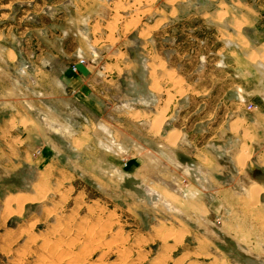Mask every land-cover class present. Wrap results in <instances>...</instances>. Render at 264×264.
I'll return each mask as SVG.
<instances>
[{
    "label": "rangeland",
    "instance_id": "rangeland-1",
    "mask_svg": "<svg viewBox=\"0 0 264 264\" xmlns=\"http://www.w3.org/2000/svg\"><path fill=\"white\" fill-rule=\"evenodd\" d=\"M176 1L0 0V50L10 48L6 56L0 52V118L10 119V160L18 159V148L26 150L19 167H0V264H245L247 259L264 264V185L246 168L252 163L264 170V154L251 153L254 143L263 148L264 133L260 141L246 130L240 147L234 145L226 156L216 153L211 167L205 161L211 180L204 175L185 181L182 165L165 168L164 150L145 142L143 129L132 125L139 115H121L136 108L158 113L164 97L175 102L186 93L180 75L189 82L208 83L210 77L216 81L213 91L230 100L233 84L242 79L230 74V65L213 62L235 66L237 47H248L247 36L262 41L264 29L255 34L239 24L228 45L229 24L209 21V8L225 15L231 7L224 3L231 0H217V6L192 0L190 7ZM242 1L260 5L264 17V0ZM80 59L87 68L77 74L71 66ZM247 63L252 65L246 71L247 97H254L264 81V58L253 54ZM78 76L93 84L88 94L68 86ZM145 87L148 99L134 100ZM251 102L241 100L240 114L248 119L255 111L245 108ZM180 104L182 115L193 101ZM225 104L215 112L227 119L238 115L234 105ZM152 121V130L164 136V120L160 128ZM71 141L78 148L86 141L105 144L98 151L106 162L102 188L83 174L72 178L59 171L64 157L72 155ZM138 144L148 149L137 165L144 181L134 174L112 179V164L128 173L131 147ZM241 148L249 158L241 167L237 157L236 170L231 154ZM51 157L59 161L50 163ZM253 184L261 185L262 193L250 202L245 195ZM115 247L120 254L113 253Z\"/></svg>",
    "mask_w": 264,
    "mask_h": 264
},
{
    "label": "crops",
    "instance_id": "crops-1",
    "mask_svg": "<svg viewBox=\"0 0 264 264\" xmlns=\"http://www.w3.org/2000/svg\"><path fill=\"white\" fill-rule=\"evenodd\" d=\"M190 1L192 0H177L176 2H180L179 4H183V5L188 4L187 7H190L189 5ZM207 4L209 5L213 4L215 6L218 5L217 0H207ZM224 4L228 8L229 6L231 7L230 13H226L225 15L221 16L218 13L219 11L217 10V8H215L214 10H211L209 8L210 12H208V15L210 22H215V23L222 22L229 24V26L231 27V31H226V37H225L228 40L226 41L228 45L232 44L231 39L235 38V36L238 34L236 27L239 24H242V27H245L246 31L251 30L255 34H258L260 31L264 29V17L260 14V8H261L260 5H257L256 7L250 4L249 2L242 0H231L229 3H224ZM203 5L205 7V4ZM199 6H201V4H199ZM233 10L234 11L238 10V13L233 14ZM203 18H205V16ZM229 34L231 35V38L228 37ZM1 37H3L2 33H1ZM251 38H253V36H247L246 38V41L248 42L247 48L237 47L238 49L236 50V54H238L239 63L236 62L235 66L227 63L216 62V61L213 62L214 66H218L222 64V66L226 67L227 65L228 66L230 65L229 68L232 69L230 74L232 76L242 79L241 80L242 82L233 84L236 85V88L234 89V94H233L234 97L231 98L230 100L228 99V97L225 96L224 92L220 96H218L216 94L217 92L213 91L215 85L213 83L216 81L215 80L213 81V79H211L210 77L208 79V83H206L207 82L206 79H204V81L199 79L193 82H189L184 78V76L180 75L183 79V82L181 84L182 87L185 89L186 93L182 95H176L174 98L175 102L173 99L164 97V107H165L164 136L163 135L157 136L158 131L155 132L154 130H152L151 127V120H153L154 116L157 114L156 110L158 108L155 109L154 112L150 111L149 109L147 110L146 108H136V109L127 110L125 115L121 114L122 116L125 117L126 115L129 116L132 113L139 115V118L135 120L133 119L132 125L136 127H141L143 129L145 142L148 140V142L150 141L152 143H155V145H157V148H162L160 150H164L165 168L168 169L171 166L175 168L176 166L182 165L183 170L181 172L182 173L181 175L188 177V179L184 178L185 181H190L191 179L194 181L195 179H198L199 176L204 177V175H208L209 180H211V176H210L211 172L210 169L206 167V165L204 164L205 161L206 162L208 161L211 167V164H213V162H215L217 159L216 153L219 152L220 154L226 156L228 155L227 152L230 151V153H232V150L235 147L234 145L240 147L242 145L243 135L246 130L249 133L250 132L253 133L258 138L260 136V141H261L262 138L261 135L264 133V81L262 85H260V88H258L259 90L255 93L254 97H247L248 92H250V90H247L246 88L247 87L246 78H248L250 74H248L247 76L246 71L250 70L252 67L251 64L247 63L250 56L255 54L259 59L264 58V35L262 34V39H260L261 37H258L262 41H258L257 39L252 40ZM9 49L8 47H4L0 50V52H2L6 56L7 54H9ZM214 53H218V50H214ZM225 53H228L231 57H233L232 56L233 50L226 49ZM262 64L264 67V63ZM84 68H87V66L78 64L77 70L73 72L74 73L80 71L84 72L86 70ZM225 78L226 77L219 78L220 82L225 80ZM89 82H90L89 79H85L84 77L78 76L70 79L68 82V86L70 87L72 92L79 91L84 94H88L90 92V88H92L91 86H93V84ZM228 89L229 88H227V90ZM149 95H151L150 88L145 87L141 97L138 98V96H135L134 100L140 101V100L148 99L147 96ZM214 96L215 98L218 97L217 98L218 101L217 104L215 103L214 106L211 107L208 104L210 103L211 99L214 98ZM244 97H246L247 100H251L252 101L251 103L255 106V111L250 113L251 119H248L245 115L240 114L244 110L243 109L244 104L241 103V100L244 99ZM167 99H170L169 103ZM188 99H192L193 105L189 110H187L185 114L181 115L182 107H180L181 105L180 103L184 101H188ZM226 101H228V105L230 106L234 105V109L232 111L238 114L237 116H234V118L227 119L226 114H224L223 112L219 114L215 112L216 109L220 108L221 110L224 107L226 108L227 107V105L225 104ZM138 103H146V102H138ZM91 106L93 107V110H96V113L99 114V110H100L99 105L97 103L92 102ZM189 106L190 105H188V107ZM160 107H163V102ZM9 120L10 119L8 118V116L0 118V167L5 169H8L10 164L15 167L16 166L19 167V165H22L23 163L26 162V152H25L26 150L24 147L18 148L17 151L18 159L16 161H11L9 158L7 135L12 130L9 124ZM160 126H162V123ZM81 127L82 130L80 131V133L82 134L84 132L85 125H82ZM39 128L40 127L38 126V129ZM230 139L236 144L233 143L231 144ZM134 143L136 144L137 142L135 141ZM254 145L256 146L257 143H254ZM94 146H96L95 147L96 150L94 149ZM103 146H105V144L99 145V143L96 144L94 142L86 141L82 144L80 148H78L75 146L74 142L71 141L68 148L70 149L72 155L70 157L68 156L64 157L66 164L64 163L63 166L65 168L63 169L59 168V171L64 172L63 174L65 176L67 177L71 176L72 178H76L79 176V174H83L88 181L95 182L98 185V187L102 188L104 186L103 182L105 181L104 180L105 177L103 176V174L105 172L106 162L104 161V157H100L98 151H100L101 148H104ZM253 146H251L252 148L251 153L257 156H259L258 154L260 155L264 154V150H263L264 146H262L263 148H261V145H257L256 146L257 148H254ZM131 148L132 149L134 148V153H133L134 155H131L129 157L128 173L127 172L122 173L119 169L120 166L112 164L114 169L111 170L113 172H111L110 176H112V179L119 180L122 178V176L124 178L125 177L128 178L133 176L132 174H134L135 175L134 178L140 181V183H142L144 179L142 180L139 179V177H137V173H138L137 165L140 159H142L141 151L148 149L145 146H141L140 144H138L136 147L134 145ZM242 149L243 148H241L238 152H236L234 156L231 154V159L233 161L235 168L237 165V161H236L237 157L242 151ZM19 152L21 154H19ZM39 158L40 155L38 157L35 156L32 157L31 160H33V163L39 162ZM113 159L114 161L121 162L120 156L117 157L113 156ZM49 161L50 163L56 164L57 161L59 160L51 157ZM189 163H193V166H195L198 170L195 171L194 169H191L190 167L191 164ZM69 165L72 168L70 167H69L70 169L66 168V166ZM251 165L252 163L246 164V168L248 169L249 175L257 183L264 185V170H260L258 169V167L256 166L253 167ZM236 170L238 169L236 168ZM186 174L188 176H186ZM256 177H262V179L259 180ZM261 185L259 186L261 187ZM30 196H34V194H31ZM116 244L121 246L120 242ZM121 251H122L121 247H115L113 249V253H115L116 255L120 254ZM252 260L253 259H247V261H245L244 263L262 264L260 262H263L260 261L259 259H254L256 260V263H249ZM129 263L132 264L131 262ZM129 263H127V261L122 260L120 264H129Z\"/></svg>",
    "mask_w": 264,
    "mask_h": 264
},
{
    "label": "bare ground",
    "instance_id": "bare-ground-1",
    "mask_svg": "<svg viewBox=\"0 0 264 264\" xmlns=\"http://www.w3.org/2000/svg\"><path fill=\"white\" fill-rule=\"evenodd\" d=\"M147 35V34H146ZM164 105H163V107H160L159 108V110H158V113L154 116V118H153V125H155V127L156 128H159L160 127V125H161V123H162V121L164 120ZM242 151H244V150H242ZM245 152V151H244ZM243 153H240V155L238 156V158H239V160H238V164L242 167L243 165H244V162H245V160H246V158H248V156H249V154H246V153H244V155H242ZM246 154V155H245ZM260 187L258 186V185H251L250 187H249V189H248V195H247V197H248V199H250V202H251V200H255L256 198H257V195H258V193H259V191H260ZM259 194H261V193H259ZM258 197H259V195H258ZM263 197H264V195H263ZM29 198V197H28ZM33 198V197H32ZM246 198V197H245ZM31 199V198H30ZM32 200H34V199H32ZM23 202V201H22ZM21 202V203H22ZM253 202V201H252ZM20 203V202H19ZM245 204V203H244ZM246 205V204H245ZM251 205H252V203H251ZM259 212V211H258ZM257 215V214H256ZM168 239V238H167ZM200 255V254H199ZM249 263H256V260H252V261H250Z\"/></svg>",
    "mask_w": 264,
    "mask_h": 264
},
{
    "label": "built area",
    "instance_id": "built-area-1",
    "mask_svg": "<svg viewBox=\"0 0 264 264\" xmlns=\"http://www.w3.org/2000/svg\"><path fill=\"white\" fill-rule=\"evenodd\" d=\"M83 62H84L83 59H80V60H78L77 62H75V63L71 66L72 71H76V70H77V65H78V64H82ZM245 108H246V110H250V111H252V110L255 108V106H254L253 104H251V103H248V104L245 105Z\"/></svg>",
    "mask_w": 264,
    "mask_h": 264
},
{
    "label": "flooded vegetation",
    "instance_id": "flooded-vegetation-1",
    "mask_svg": "<svg viewBox=\"0 0 264 264\" xmlns=\"http://www.w3.org/2000/svg\"><path fill=\"white\" fill-rule=\"evenodd\" d=\"M248 158H246V160H247ZM246 160H245V162H246ZM245 162H244V165H245ZM243 165V166H244ZM257 179H262V177H256ZM262 182V181H261ZM254 185V184H253ZM256 185H258V184H256ZM259 186V185H258ZM260 187V186H259ZM262 192V190L260 189V191H259V193H261ZM259 193H258V195H259ZM248 195V190H247V192H246V195L245 196H247ZM258 195H257V197H258Z\"/></svg>",
    "mask_w": 264,
    "mask_h": 264
},
{
    "label": "water",
    "instance_id": "water-1",
    "mask_svg": "<svg viewBox=\"0 0 264 264\" xmlns=\"http://www.w3.org/2000/svg\"><path fill=\"white\" fill-rule=\"evenodd\" d=\"M262 199H263V195H262ZM263 201H264V199H263Z\"/></svg>",
    "mask_w": 264,
    "mask_h": 264
}]
</instances>
